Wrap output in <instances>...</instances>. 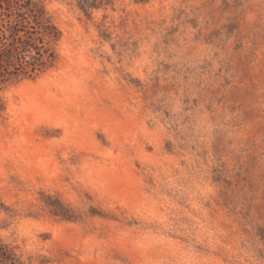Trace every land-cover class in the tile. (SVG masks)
<instances>
[{
	"label": "rangeland",
	"instance_id": "obj_1",
	"mask_svg": "<svg viewBox=\"0 0 264 264\" xmlns=\"http://www.w3.org/2000/svg\"><path fill=\"white\" fill-rule=\"evenodd\" d=\"M41 1L63 36L0 89V240L34 264H264V0Z\"/></svg>",
	"mask_w": 264,
	"mask_h": 264
},
{
	"label": "trees",
	"instance_id": "obj_2",
	"mask_svg": "<svg viewBox=\"0 0 264 264\" xmlns=\"http://www.w3.org/2000/svg\"><path fill=\"white\" fill-rule=\"evenodd\" d=\"M87 15L113 5V0H71ZM147 3L149 0H134ZM62 31L41 0H0V89L23 78H34L54 67ZM3 111L0 100V115ZM66 218L64 211H53ZM0 264H34L21 260L0 240ZM40 264H49L42 258Z\"/></svg>",
	"mask_w": 264,
	"mask_h": 264
}]
</instances>
